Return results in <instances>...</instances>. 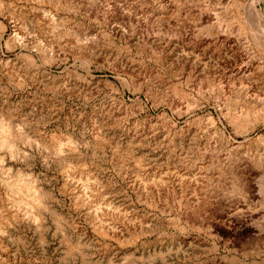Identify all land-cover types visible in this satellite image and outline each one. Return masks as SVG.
Instances as JSON below:
<instances>
[{"label":"rangeland","instance_id":"1","mask_svg":"<svg viewBox=\"0 0 264 264\" xmlns=\"http://www.w3.org/2000/svg\"><path fill=\"white\" fill-rule=\"evenodd\" d=\"M49 1L0 0V120L26 138L0 197L17 176L49 196L39 225L0 217V264H264V78L236 86L219 46L264 58L223 31L254 0ZM193 5L218 10L211 37Z\"/></svg>","mask_w":264,"mask_h":264},{"label":"bare ground","instance_id":"2","mask_svg":"<svg viewBox=\"0 0 264 264\" xmlns=\"http://www.w3.org/2000/svg\"><path fill=\"white\" fill-rule=\"evenodd\" d=\"M55 1H56L54 3L55 6H58L60 8L72 9L75 6V2L73 0H58L60 3H62V1H63L64 2L63 4H60L57 0H55ZM49 2L51 3L52 1L50 0ZM94 2H95V4H97L99 2V0H94L92 2V4H94ZM262 4L264 5V0H254L252 2V4L250 6H248V10H249L250 14H247L244 17H242V15L237 13V15L235 17H233V19H232L233 21L230 23V26H227L223 31H224V33H228L229 34L228 36H231L232 34H235L240 39L243 37L242 39L246 40V45H248V47H249V45H251V43L248 42V37H251L254 40V43L258 46L259 50L264 52V7H260L259 8V6H261ZM197 5L196 6L193 5L194 7L190 8V9H194V10H190L191 12L188 10L190 13H186V14H188V15H186V18H188V20L185 21V23H187V22H189L191 24H193V23L196 24L197 23V25H199L198 23H202L203 22L204 24H206V28L207 27L208 28L206 30V28L204 26L202 28V30L200 29L199 31L201 32V31L205 30L204 31L205 33L204 34L199 33L198 35L201 38H202L203 35H206L207 38L211 37L214 33L210 29H211V27H213L214 21L217 24L222 22L220 20V14H218V13L216 14L215 13V11H216L215 9H214L215 10L214 13H212V10H209L210 8L209 9L206 8L208 6H204V8H206V9L202 10V9H200L201 6L200 5L197 6ZM188 6H190V5H188ZM195 9H200V10L196 11ZM174 10L176 12V15L177 16L179 15L180 17L185 12H187L186 7L183 6V5L182 6H177ZM93 12H94V10H93ZM98 12H100V11H98ZM216 12H218V10ZM95 13H97V11ZM117 16H118V19H120L123 22L124 21L131 22V20H132L130 16H126L121 11H119V14ZM183 16H185V15H183ZM174 18L176 19V21L179 19V18L177 19L175 14H174V16H172L171 19H170L172 21V23L170 21V24H168V25H170L171 28L170 27H167V28L170 29V30L168 29L169 30L168 32H170L168 35L170 37L176 38V36H178V34H179L178 33L179 32V28H177L179 22L178 21L177 22L173 21ZM182 18H184V17H182ZM182 23H180V24H182ZM172 24H174V26H171ZM222 24H223V22H222ZM234 24H237V25L234 26ZM181 28H180V30H182ZM218 30H220V29H218ZM192 35H194V34H191L190 36H192ZM198 35L197 36L194 35V37H196V39H197ZM258 38L259 39L262 38V39L258 40ZM191 41H192V39H191ZM190 42H189V44H190ZM220 42H219V46H223V47L225 46V48H227L229 51H234L235 54H236V61H234L232 63H230V61H229V63H227V65H225V66H227L226 68H228V70L230 71L229 73L231 75V78L236 80V83H235L236 86H237V84H240L243 87L244 82H247V81H249L251 79H255L257 81L261 79L263 81V78H264V60L263 59L264 58L261 59V60L259 59L257 61L256 58L253 59V58L248 57L247 55L249 53L246 55V51H245L247 49L243 48L245 50L242 49V51H239L235 47L236 44L233 43L231 41V39L225 38L224 40H222ZM217 43H218V41H217ZM213 44H214V42H213ZM200 45L208 47V49L213 46L212 42L208 43V44L207 43L206 44L205 43L201 44V42L197 43V41H194V45H192V46H194V47H196L198 49ZM215 45H218V44H215ZM246 45L244 44L243 47H246ZM211 49L213 50V48H211ZM243 52H245V53H243ZM247 52H249V50ZM137 78H139L140 80L145 79V78H140V77H137ZM208 82H209V80H208ZM229 82H230V80H229ZM233 82H231L229 84H233ZM235 84H233V87H234ZM206 86H209V88L212 87V89H213V87L215 85L211 81V82L207 83ZM143 87H145V90H147L149 93H153L154 92V91L152 92V88H150L147 84L145 86H143ZM257 87L255 85V88H257ZM234 89H235V87H234ZM228 94L224 95L227 98L224 97L223 99L224 100L227 99L228 102H229V101L232 100L233 93L229 92ZM247 95H249V94H247ZM161 96H162V98L164 100H168L170 105L173 106V107L176 106L177 103H178V102H176L177 99L174 100L173 98H175V97L169 96L168 92H166V91L161 92ZM179 105H181V104H179ZM245 111H247V112H245ZM245 111H243V113H245V115H243V113H241L240 115H237L235 112H234L235 113L234 115H232L231 112H229V115L231 114L232 115L231 117L233 119H238V118H241L243 116H246L248 114V111H250V107L248 105L245 107ZM239 113H240V111H239ZM24 140H26V138L24 136H21V134H19L18 132H15L8 122H5L4 120H0V150L7 149L12 157H14L15 155H19V152L16 149L17 148V143H19L21 141H24ZM230 145L231 146H237L235 142L234 143L230 142ZM60 149H59V151H60ZM214 158H215V161L218 163L220 158L217 155H214ZM0 162H2V161H0ZM225 162H227V161H225ZM229 162L231 163V161H229ZM228 163H226V164H228ZM230 165H229V167H230ZM234 167H235V165H234ZM0 172L3 173V175H4L5 171H3V169H2V170H0ZM236 177H237V175H236ZM245 178H246V176H245ZM3 179H4L3 182H5L4 183V188H6V195H5L6 197H0V217L3 218L6 222L10 223L11 221L12 222L16 221L20 216H25L26 218L30 219V221L32 223H34L36 225H39L38 222H41V221L44 220V218L41 215L42 210L48 211V207H47V204H46V201L49 198L48 193L44 192L37 185V181L36 180L29 181V179H26V178H25L26 180H24V179H21L19 176H17L15 179H12V178L11 179L10 178H3ZM246 180H247V178H246ZM39 210H41V212H39ZM3 250H4V248L0 244V252H3Z\"/></svg>","mask_w":264,"mask_h":264}]
</instances>
